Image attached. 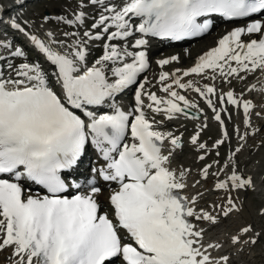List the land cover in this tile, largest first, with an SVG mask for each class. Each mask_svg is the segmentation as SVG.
<instances>
[{
    "label": "snow or ice",
    "instance_id": "1",
    "mask_svg": "<svg viewBox=\"0 0 264 264\" xmlns=\"http://www.w3.org/2000/svg\"><path fill=\"white\" fill-rule=\"evenodd\" d=\"M216 18L239 26L191 66L164 71L179 63L173 55L155 61V83L144 75L152 39L202 37ZM41 20L7 22L27 48L0 32L6 264H232L226 245L258 244L251 224L225 241L205 237L242 209L239 193L255 190L238 157L264 129L253 120L264 121V0H64L61 12ZM130 89L125 108L120 98ZM234 116L243 131L229 133ZM182 119L197 122L189 144L202 167L191 185V169L175 163L183 133L167 130ZM210 120L220 134L211 149L201 140ZM89 146L97 160L81 172ZM213 151L216 158L203 163ZM209 179L208 191L222 195L200 207L205 191L184 190ZM100 182L109 187L106 210Z\"/></svg>",
    "mask_w": 264,
    "mask_h": 264
},
{
    "label": "bare ground",
    "instance_id": "2",
    "mask_svg": "<svg viewBox=\"0 0 264 264\" xmlns=\"http://www.w3.org/2000/svg\"><path fill=\"white\" fill-rule=\"evenodd\" d=\"M33 1L34 0H0V13H2V14L8 13V11H11V9H16L20 5H22V8L24 9V10H22L23 13L21 12V14L16 13L14 16H11L9 14L5 15L4 16V20H3V21H5V23L2 24L3 29H5L7 31L8 30L11 31L8 28L7 22L12 17L16 18L17 22H19V23H22L20 21L23 18V19H27V20L35 23V25H39L40 24L39 21H35V16L36 15L35 14H34L35 16L32 15L33 9H31L32 8L31 6L33 5ZM36 14H38V13H36ZM49 26H51V25H49ZM235 26H239V25L232 24V23L223 24V25H221L219 27V29H217V32H215L214 34H211V35L207 34L208 36L204 35L203 37H199L197 40H194V41H191L189 43L182 44V45H178V46H167V47H163L162 48V44H160V43L159 44H153V43L150 44V48H149V56H150V61H151L150 65H151V67H154L153 68L154 69V77L151 76L150 74H148L147 78L149 80H151L153 83H155V79L158 76L159 72L161 71V69L155 63V61L158 60V59L169 58V57H171L173 55H176V56L179 57V63H173L172 65L165 66V68L163 69L164 71H170V70H172L173 68H176V67L187 68V67L191 66L196 57H198L203 52L207 51L209 48L214 47L215 44H216V41L222 35H224L227 31H230ZM206 37H210L209 40L206 42V44L202 45L197 50H193V48H189L190 46H192V44H195L198 41H202ZM245 39H247V37H245ZM19 43H21V42H19ZM173 47L177 48L176 51L173 52V53H167L166 54V50L169 49V52H170L171 51L170 49L173 50ZM97 52H99V49H94L93 55H96ZM163 54H166V55H163ZM189 59H191L190 63L188 62ZM180 63H181V65H180ZM141 78L143 79V77H141ZM240 87H241L240 85H236L237 91L240 90ZM154 89L157 92V95H163V93H160L158 91V89L155 88V87L152 88L151 90L153 91ZM185 94L186 95H194V94H188V93H185ZM255 99H256L257 102H259L260 97L257 96V97H255ZM200 106L204 107V104L201 102ZM208 115H210V117H211V112L210 111L208 112ZM159 119H160V117H159ZM253 120H254V124H256L257 126H259L261 124H264V121H256L255 117L253 118ZM185 121H189V120H183V119L179 120L180 124L176 123V121H175L174 122L175 125H173V126H170L171 123H169L167 125V128H169L170 130H173V131H176L178 129L179 133H183V137L187 136V134H188V139L185 138V140H186L185 143L189 144V138L194 133V130L186 132L184 127H180V125L182 123H184ZM189 122L192 123L193 121H189ZM209 122H210L209 129L202 134L201 140L202 141L203 140L206 141L208 143L209 149H211L212 143L216 139L220 138V134H219L218 126L217 125L215 126V123L212 122L211 120ZM175 126H178V128L175 129ZM235 126H239L241 128V131H243L242 124H239V122L237 121L236 117L234 116L233 117V122L228 125L229 133H232V130H233V128ZM216 132H218L217 133L218 135L216 137L214 136L215 139H213L209 143L207 137L211 136L212 134H214ZM262 140H264V129L261 130L260 134H258L255 137V139H251L250 138L248 140V147L238 157L239 160H240L241 165L244 167L245 175L251 174L253 176L254 180L257 179V181H255V190L254 191L253 190L248 191L247 194H246V198H245V193L244 192L239 193L240 200L243 201L242 209L239 212H233L227 219H221V222L219 224L224 225L225 228L224 229L222 228L220 230V235H218L217 233H219V231H214L215 229L217 230V228L215 226V228L205 237L206 240H208V239H217L218 238L221 241H225L227 237L225 238L224 234L226 232V229H228V228L231 229L230 228L231 226L229 224L231 222L233 224L235 222V224H237V226H235V227H237V228H233V232L230 234V237L232 235H235L240 228H242V227H244V226H246L248 224L253 225L254 228L257 231H259L260 233L262 232V231H260V226H259V219H260L261 215L259 214V212L254 213L253 208H251L252 206H250L252 203H254V201L252 199V196L257 201V203L263 202L262 200L264 199V189H263L262 184H261L263 182V180H264V176H263L264 168L261 169L262 166H263V162H264V147H259V148L255 147L256 145L261 144ZM188 144H184V148L187 147V148H190L191 150H194L193 146H189L190 144L189 145ZM235 146H236V137H235V135H233L232 142H231V147L234 148ZM228 151H229V145H228V148H227V152ZM249 151H251V155H249ZM194 152H196V157H194V161H196L198 163L199 161L197 159V155L199 153L197 151H195V150H194ZM180 153L181 152L178 151L176 157H181ZM257 155H260V156L255 158V156H257ZM190 161H192V163L194 162L193 160H186L185 162L189 163ZM255 161H259L260 164L259 165L258 164L255 165V163H256ZM203 163H209V160H205ZM176 164H177V162H176ZM194 164H195V162H194ZM249 164L251 165L250 167H249ZM196 167H191V175L192 176L190 175L188 177L189 185H191L195 180L199 179V169L202 167V163L199 162V166H196ZM260 172H262V173H260ZM257 174L263 176V180L261 181V183H260V178L259 177L255 178V175H257ZM99 186L102 187L103 192L105 193L106 192V188L105 187L108 186V185L105 184V183H101L100 182ZM211 186H212V180L209 179V181L207 183L203 184V187L196 188V189L189 187V188L185 189L184 191L189 196L193 195L197 191H205V196L200 201V207H208L209 205L212 204L213 201H218V197L220 195H222V194H218V193H214V192L208 191L209 189H211ZM256 193L259 194V195H257L258 199H257V197L255 195ZM107 196L103 194V196H101L99 198L100 199V203L108 204L107 203V199H106ZM239 202L240 201L238 200L237 201L238 205H239ZM257 218H259V219L257 220ZM227 233L229 234L230 231L227 232ZM208 236H209V238H207ZM263 239H264L263 238V234H261L259 244H261L263 246V248H264ZM230 247H231L230 245H226L225 248L223 249V252L225 254L228 253L229 255L231 253H233L232 251L229 252ZM227 248H229V249H227ZM248 248H251V250H252V246L239 245V246L235 247L237 252H240V251H243V250H247ZM263 251H264V249H262L261 252H263ZM241 254H243V252ZM7 255H8V252H4V253L0 254V264H6ZM214 255H215V253H214ZM253 255H254L253 257H255V258H259L261 256V254L255 255V253ZM245 262H247V260H245Z\"/></svg>",
    "mask_w": 264,
    "mask_h": 264
},
{
    "label": "rangeland",
    "instance_id": "3",
    "mask_svg": "<svg viewBox=\"0 0 264 264\" xmlns=\"http://www.w3.org/2000/svg\"><path fill=\"white\" fill-rule=\"evenodd\" d=\"M63 3H64V0H34L33 1V5L31 6L32 8L31 9H33V12H32V15H34L35 16V21H39V23H41L42 21H41V17L43 16V15H45L44 13H45V11H48L47 12V14H49V15H53V14H56V13H59V12H61V9H62V5H63ZM36 13H38V14H36ZM91 22V21H90ZM89 22V23H90ZM221 25H223V24H215L214 25V27L211 29V31H210V33L208 34V35H211V34H214L215 32H217V29H219V27L221 26ZM207 35V34H206ZM205 35V36H206ZM207 35V36H208ZM211 37V36H210ZM210 37H206V38H204L202 41H198L197 43H195V44H192V46H190L189 48H193V50H197L198 48H200L202 45H204V44H206V42L209 40V38ZM167 46H169L168 44H166L165 43V45H163L162 44V48L163 47H167ZM206 46V45H205ZM176 49L177 48H174L173 47V50L172 49H170L171 51L169 52V49H167L166 50V54L167 53H173V52H175L176 51ZM30 52V51H29ZM99 54V52H97L96 53V55H98ZM166 54H163V55H166ZM176 56V55H175ZM191 59H189V63L191 62L190 61ZM185 61V60H184ZM180 65H181V63H180ZM154 67H151V65H150V67H149V69L147 70V72L144 74L146 77L148 76V74H150L151 76H153L154 77V69H153ZM150 72V73H149ZM153 91H155V89L153 90ZM126 93H128V92H126ZM125 93V94H126ZM127 99L125 100V101H128V98H129V96H127L126 97ZM209 117H210V115H209ZM176 123H178V124H180V122L179 121H176ZM196 123L197 122H195V121H193L192 123L191 122H189V121H185L184 123H182L181 125H180V127H184L185 128V131L187 132V131H192V130H194V127L193 126H195L196 125ZM173 125H175V123L173 122V123H171L170 124V126H173ZM190 126V127H189ZM209 126H210V122H209ZM216 126V125H215ZM178 128V126H175V129H177ZM169 129V128H168ZM218 132H216V133H214V134H212L211 136H209V137H207L208 138V141H209V143L213 140V139H215V137L218 135L217 134ZM215 136V137H214ZM185 138H187L188 139V134H187V136H184L183 137V140H184V144H188V143H185L186 142V140H185ZM204 141V140H203ZM189 145V144H188ZM189 146H191V145H189ZM227 148H228V144H225L224 146H222L221 147V149H220V160L223 162V159H224V156H225V153L227 152ZM181 154V157H176V161H175V163L177 162V164L176 165H182V166H185V167H187L188 166V168H190L191 169V167H196V166H199V162L197 163L196 161H194V157H196V152H194V150H191L190 148H187V147H185L184 149H183V151L180 153ZM198 156V155H197ZM258 156H260V155H257V156H255V158H257ZM216 158V156H215V152L213 151V152H211V154H210V156H208L207 157V159L206 160H209V163L213 160V159H215ZM186 160H193L194 162H195V164H194V162L192 163V161H190L189 163H187V162H185ZM256 163H255V165H259L260 164V162L259 161H255ZM201 163V162H200ZM191 165V166H190ZM190 166V167H189ZM251 165L249 164V167H250ZM248 167V168H249ZM197 168V167H196ZM264 168V162H263V166H262V168L261 169H263ZM84 171V170H83ZM260 173H262V172H260ZM192 176V175H191ZM263 176H264V172H263ZM263 176H261V175H259V174H257V175H255V178L256 177H259L260 178V183H261V181L263 180ZM258 178V179H259ZM254 181H257V179L256 180H254ZM262 184V187H263V189H264V180H263V182L261 183ZM256 195V197H257V199H258V196L257 195H259L258 193H256L255 194ZM262 196V195H261ZM252 199H253V201H254V203H252L250 206H252L251 208H253V210H254V213H257V212H260V209L261 208H264V199L262 200L263 202H260V203H257V201L253 198V196H252ZM259 218H257V220H258ZM230 224V228L231 229H226V232H225V234H224V237L226 238V240L227 239H229L230 238V234L233 232V228H237V227H235V226H237V224H235V222H234V224L231 222V223H229ZM259 226H260V231H262L261 232V234H263V238H264V216H261L260 217V219H259ZM216 228H217V230L215 229L214 231H219V233H217L218 235H220V230L223 228H225V226L224 225H222V224H217L216 225ZM228 230V231H227ZM230 231V233L228 234L227 232H229ZM207 238H209V236L207 237ZM263 241H264V239H263ZM231 246V245H230ZM227 249H229V248H227ZM238 249V248H237ZM250 249V250H249ZM262 249H264L263 248V246L261 245V244H256L255 246H252V250H251V248H248L247 250H243V251H240V252H237V250L235 249V248H233L232 246L230 247V249H229V252H233V253H231L230 254V256H231V258H232V264H264V251L263 252H261L262 251ZM245 251V252H244ZM243 252V254H241ZM255 253V255H259V254H261V256L259 257V258H255V257H253L254 254ZM1 254V253H0ZM226 254H228V253H226ZM242 259H241V258ZM245 260H247V262H245Z\"/></svg>",
    "mask_w": 264,
    "mask_h": 264
}]
</instances>
